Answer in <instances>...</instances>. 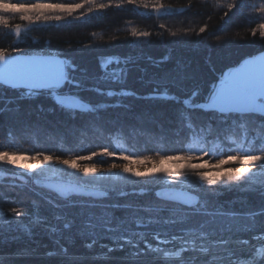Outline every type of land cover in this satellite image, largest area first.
<instances>
[{
	"label": "trees",
	"instance_id": "1",
	"mask_svg": "<svg viewBox=\"0 0 264 264\" xmlns=\"http://www.w3.org/2000/svg\"><path fill=\"white\" fill-rule=\"evenodd\" d=\"M35 2L0 0V53L3 54L2 50L5 49L12 54V49H17L20 51L14 53L39 52L62 56L68 63L65 64L66 79L60 93L75 96L83 103L96 106L98 111L84 115L79 114L80 110L77 109V114L72 117L68 109L54 102V92L38 89L26 94L23 88L0 84V153L7 152L9 155H33L36 151H47L53 156H78L98 151L99 146L110 144V150H116L117 157H106V160L121 159L120 151L126 155H147L155 159L175 154L165 149L181 152L196 149L195 155L200 157L203 134L189 133L186 139L173 137L181 122V114L189 111L183 103L184 99L191 98L192 92L198 89L201 95L196 98L197 103H206L214 85L223 79L226 69L248 56L264 51V38L259 36L257 28L261 21L256 16L264 14H255L251 7L241 8L238 4L222 20L224 13L229 11L227 5L235 0H137L135 4H128L127 0H123V3L121 0H93L71 17L64 16L61 21L22 19L35 13L19 7L18 3ZM48 2L69 4L81 0ZM239 2L250 5L253 0ZM259 2L255 0V3ZM6 4L8 7H1ZM98 4L107 7L97 9L95 6ZM81 12L84 13L83 17L80 16ZM17 26L21 30L19 36L16 34ZM201 27L205 28V32L199 31ZM251 28H257L254 37ZM133 30L148 32L149 35L133 36ZM101 56L120 59L121 65L117 66L112 59L109 68L110 71L115 67L125 69L118 79L113 80L111 74L103 73L98 65ZM164 56L170 59L158 64L157 61ZM125 58H130L127 65H123ZM165 90L175 98H158ZM107 91H128L134 95L108 96ZM100 105L106 107L99 109ZM209 115L213 120L216 119L214 114L205 115L198 110L194 113L198 122L207 120ZM90 122H96L97 126L89 128ZM216 122L219 124V121ZM242 141V132L235 129L229 132L226 137V144L232 149L229 151L221 140L212 137L208 147L204 148L210 154L200 159L215 161L221 155H235L240 151ZM93 144L97 147H91ZM243 147L247 148L248 145ZM82 148H88L89 151H81ZM146 148L149 150L146 151ZM158 175L164 178L159 181H139L136 177H131L130 181L97 179L94 183L97 187L117 186L128 191L132 190V184L135 183L137 192L145 183L159 184L160 187L155 189L158 191L166 187L167 181L171 179L166 174ZM197 184V181L192 182L191 188L199 191ZM204 187L221 191L215 186ZM53 194L36 186L32 177L25 172L0 163V198H3L0 199V205L4 209L16 207L23 210L25 205L8 202L12 199H24L27 202L45 195L52 197ZM111 199L116 200L117 197L113 194ZM149 199L133 195L124 198L134 205L146 203ZM158 199L166 200L162 197ZM219 199L224 202L225 209L236 213L248 211V201L257 206L259 204L257 197L235 188L222 190ZM94 200L103 201V197ZM152 205L158 206L157 201L153 200ZM45 207L49 208L48 223L59 229L56 233H48L47 229L40 228L29 239L22 232L7 231L6 223L0 226L6 229L3 233L5 237H21L10 245L0 246V254L11 255L19 248H27L32 252L29 256L14 257L10 264H162L161 260L153 258L155 254L141 253L132 257L133 252L145 247L135 234L136 230L142 229L135 230L132 218L137 213L132 210L123 220L113 219V230L106 231L104 220L99 216L91 218L95 228L87 229L83 224L89 219L88 213L103 208L102 204L96 209L88 206L60 209H51L48 205ZM54 213L74 218L73 228L64 230L61 222L51 218ZM8 215L13 214L9 212ZM120 215L117 212V216ZM141 215L147 220L146 214ZM236 219L241 224L245 222L243 216ZM180 227L164 224L150 226L145 230V239L151 241L152 232L156 230L162 236H170L178 232ZM93 239L94 246L86 248L84 243ZM126 239H131L133 243H126ZM119 245L123 246L122 250L117 247ZM61 246L67 247V254L60 252ZM108 247L117 250L108 252ZM50 249H55L58 255H44ZM105 253L107 259L95 258ZM203 259L198 256L197 264Z\"/></svg>",
	"mask_w": 264,
	"mask_h": 264
},
{
	"label": "snow or ice",
	"instance_id": "2",
	"mask_svg": "<svg viewBox=\"0 0 264 264\" xmlns=\"http://www.w3.org/2000/svg\"><path fill=\"white\" fill-rule=\"evenodd\" d=\"M93 0H81L79 3H52L48 0H36L35 3L25 4L18 3L19 7L28 9L35 14L23 16L22 19L30 21L37 20H54L61 21L64 16L71 17L74 12L82 9L85 4L92 3ZM123 3V0H121ZM137 0H127L128 4H135ZM143 2V0H141ZM241 8L251 7L255 14H264V0H260L257 4L253 0L252 4H241L239 0L234 3H229L228 12L224 13L222 20L228 13L237 5ZM148 5L145 3V7ZM97 9H104L105 4H98ZM154 7L163 8V5H154ZM92 11L91 8L88 9ZM50 12L51 14H46ZM63 14V15H62ZM81 17L84 13L81 12ZM261 21L257 28L259 29V36L264 38V15H256ZM76 19H80L77 17ZM17 30V36L20 35L21 30ZM163 25H161V28ZM257 28H251L252 36H256ZM201 33L205 32V28L201 27ZM133 36L149 35L148 32L139 33L133 30ZM3 55H0V82H4L12 76L16 70L24 65L39 64V63H54L57 65H64L68 63L66 60L59 59L57 55L52 56H28L22 57L13 55L14 52L20 51L12 49V55H9L7 50L3 49ZM115 63L121 65L118 57L112 58ZM112 59H107L101 56L98 60V65L103 73L112 75L113 80L119 78L122 72L125 71L123 67H115L110 71ZM130 58L123 60V65H127ZM170 57H161L157 63H166ZM261 72V82L257 85H251L246 91H238L241 82L238 86L226 89L224 87L227 81H221L219 89L212 95L210 103H197L196 98L201 95L200 90H194L191 98H185L183 103L189 111L181 114V122L174 133L173 137L176 139L187 138L189 133L196 135L203 134V147L199 148L200 157L195 155L196 149L188 152H181L177 149H165L166 151L175 152L174 155L159 156L157 160H153L150 156H134L126 155L123 151L119 152V157L126 161L123 164L112 163L109 165L108 172L100 171V166L105 161L103 157L116 158L117 151L110 150L111 145L99 146L98 151H89L88 148H82L81 151H89L88 155L69 156L63 158L61 155H50L47 151H36L32 156H19L18 159L25 161V163L17 165V159L12 158L9 153H0V160L7 164L17 165L18 168L28 169L33 176L36 177L35 183L40 185L42 182L40 176L44 174L45 170L53 166V162H58L64 168L61 171L71 170L68 174L74 175L77 184L80 187H57V184L49 182L45 187L48 189L57 188L60 196L64 199L45 195L41 199L33 198L30 201L24 199H12L10 203H20L25 205L23 210L11 207L4 209L0 205V226L7 224V231L22 232L29 239H31L37 229L45 228L48 233H56L59 229L48 223L49 208L60 209L62 207L78 208L80 206H88L96 209L98 205H103V208L98 211H90L88 213L89 219L83 222L84 228L93 229L96 225L92 221L93 216H99L104 220L106 231H112L113 219L123 220L125 215L132 210L137 213L133 216L132 223L136 229L135 234L144 242L145 247L139 252H133L132 257L135 258L141 253L155 254L154 259L162 261V264H197L198 256L190 254H198L205 259L200 260L199 264H264V57H261L258 65ZM252 72V71H251ZM250 72V73H251ZM249 74V73H248ZM247 74V75H248ZM231 76V74H227ZM246 75V76H247ZM245 76V77H246ZM63 81L58 82L56 87L59 89L63 86ZM26 87H42V85L26 84ZM30 94V93H29ZM108 96L134 95L133 92L107 91ZM160 99L168 100L174 99L172 95H168L165 90L163 95L158 96ZM194 101H196L194 103ZM54 102L60 107L68 109L69 114L75 117L77 109L79 114H95L98 111L96 106L88 103H81L75 98H66L62 95H55ZM105 105H100L99 109L105 108ZM211 109V111H204ZM208 115L214 114L215 120L209 118L203 122H198L194 113ZM219 121V124L216 122ZM97 126L96 122H90L89 128ZM233 129L243 133V141L240 146V151L235 155H221V157L210 166L217 169L215 172L206 170L208 160L204 163H192L195 159L207 157L210 153L205 152L204 148L208 147V141L215 137L224 143L228 150L231 151V146L226 144V137ZM243 145H248L247 148ZM91 147H97L93 144ZM146 151L149 149H145ZM245 154L241 155L240 153ZM258 153V154H249ZM96 158L99 163H86ZM31 161V162H28ZM171 162V163H169ZM230 162H235L236 166H227ZM151 164V167L148 165ZM138 165H143V170H140ZM167 165V166H166ZM119 168L123 173L128 174L120 177L124 181H130L131 177L138 178L139 181H159L164 177L158 174H166L170 177L167 181V191H156L160 187L159 184H147L141 187L139 192L135 190V183L132 184V190H121L117 186H100L97 188L95 181L97 179L103 181L112 176H118V173L112 172V169ZM198 181L196 189L191 188V183ZM92 188L89 189V185ZM204 186H215L221 191L210 190ZM243 190L253 197L259 199V204L254 205L252 201H248L249 210L246 212L236 213L224 208V202L219 199L222 190L231 189ZM15 190V189H14ZM186 191L195 192L194 196H186ZM71 193H76L72 195ZM113 194L117 197L112 200ZM130 195L137 197L150 198L146 203L132 204L124 200ZM94 197H103V201H96ZM167 197V200H159L158 198ZM199 197V199H197ZM3 199V198H0ZM156 200L157 205L153 207L152 201ZM175 202V203H170ZM163 205V206H159ZM177 205L179 207H177ZM188 205L189 207H184ZM13 215L9 216L8 213ZM117 212L121 215L117 216ZM141 214H146L145 216ZM245 217L244 223H239L237 217ZM55 221L61 222L64 230H71L75 223L74 218L64 214L54 213L51 217ZM164 224L167 226H182L178 232L170 236H162L160 231L152 232L151 241L145 239V230L150 226ZM13 225H15L13 227ZM6 231L4 227H0V246L10 245L12 242L19 241L21 237L10 236L5 237L3 233ZM128 244H132L131 239H126ZM154 242V243H153ZM95 244V240H89L84 243L86 248L91 249ZM107 247V245H101ZM138 247V245H136ZM122 250L123 246H117ZM117 248L108 247V252L116 251ZM34 251V250H32ZM60 252L67 254V247L61 246ZM30 252L27 248H19L11 255L0 254V264H10L14 257L29 256ZM46 256L54 257L58 253L55 249H50L45 252ZM96 259H107V253L101 254Z\"/></svg>",
	"mask_w": 264,
	"mask_h": 264
},
{
	"label": "water",
	"instance_id": "3",
	"mask_svg": "<svg viewBox=\"0 0 264 264\" xmlns=\"http://www.w3.org/2000/svg\"><path fill=\"white\" fill-rule=\"evenodd\" d=\"M0 55H3V54H0ZM13 55H18L22 57L52 56V55H42V54H31V55L13 54ZM261 57H264V51L258 52L256 53V55L252 57H246L242 59L240 62H238L237 65L226 69L224 72V75L226 76V78L222 80V81H227L224 87L226 89H231V88L238 86L240 82L242 81L238 91L244 92L251 85L258 86L262 78L261 72L259 71V67H258ZM59 59H62V58L59 57ZM229 73L231 74V76L227 75ZM64 76H65V64L64 65H57L54 63L30 64V65H24L18 68L12 76H10L4 82H0V84L4 86L12 87V88H23V89H29L28 87L25 86L26 84L42 85V87H32L31 89L55 90L57 89L56 85L58 82H62V81L64 82ZM220 84H221V81L215 85V88L210 93L208 101L205 104L211 102L212 95H214L215 92L219 89ZM64 97L75 98L73 96H64ZM40 180L42 182L40 185H37L35 183L36 179L33 180V183L39 188L51 191L59 197L61 196L57 188L48 189L45 187L49 182L57 184L58 188L59 187H65V188L80 187L79 184L74 183V182H65V181H59V180H46V179H40ZM91 188L92 187H89V189ZM158 191H167V188H162V189H159ZM71 194L75 195L76 193H71ZM194 195L195 193L186 191V196L191 197ZM99 198L101 197H94L93 199H99ZM162 198L167 199V197H162Z\"/></svg>",
	"mask_w": 264,
	"mask_h": 264
},
{
	"label": "rangeland",
	"instance_id": "4",
	"mask_svg": "<svg viewBox=\"0 0 264 264\" xmlns=\"http://www.w3.org/2000/svg\"><path fill=\"white\" fill-rule=\"evenodd\" d=\"M10 6V5H9ZM2 8H6V7H8V4H6V5H4V6H1ZM1 54V53H0ZM14 54H23V55H31V54H42V55H57V54H54V53H39V52H22V53H14ZM9 55H12V54H9ZM256 55V54H255ZM57 56H59V57H61L63 60H64V58L62 57V56H60V55H57ZM252 56H254V55H252ZM252 56H248V57H252ZM238 64V63H237ZM236 64V65H237ZM235 66V65H234ZM232 67V66H231ZM65 73H66V71H65ZM226 78V76L224 75V77H223V79L222 80H224ZM65 76H64V83H65ZM221 80V81H222ZM63 83V84H64ZM216 85V84H215ZM215 85H214V87H213V89L215 88ZM61 89V87L59 88V89H55V90H46V89H41V90H44V91H47V92H54V93H56V95H62V96H72V95H69V94H62V93H60V90ZM212 89V90H213ZM25 90V93L26 94H28V93H30L32 90H38V89H24ZM73 97H75V96H73ZM76 98V97H75ZM209 98V97H208ZM78 99V98H77ZM79 100V99H78ZM80 101V100H79ZM208 101V100H207ZM82 102V101H81ZM83 103V102H82ZM206 110H209V109H206ZM209 111H211V110H209ZM32 156V155H28V154H22V153H20V154H17V155H10L12 158H14V159H17V165L18 164H22V163H25V161H23V160H20V159H18V157L19 156ZM86 155H88V154H86ZM85 155V156H86ZM162 156H164V155H162ZM63 158H68L69 156H62ZM226 158V157H225ZM105 162L103 163V164H101V166H100V171H102V172H108V170H109V165L110 164H112V163H116V164H123V163H126V161H124V160H122V159H110V160H106V157H103L102 158ZM153 160H157L158 159V157L155 159V158H152ZM208 160V159H207ZM218 160V159H217ZM216 161V160H215ZM215 161H210V160H208V165L206 166V170L207 171H209V172H215V171H217V169H215V168H212L210 165L211 164H214L215 163ZM28 162H31V161H28ZM0 163H4V164H6V165H9L10 167H12L13 169H15V170H17V171H23V172H25L29 177H32V182H33V180L34 179H36V177L35 176H33L32 175V173L28 170V169H26V168H18L17 167V165H13V164H7L5 161H3V162H0ZM86 163H99V161L97 160V159H95V158H93V160L92 161H87ZM169 163H171V162H169ZM192 163H204V160L203 159H195V160H193L192 161ZM152 165L151 164H149L148 165V167H151ZM167 166V165H166ZM227 166H236V167H238L239 165H236L235 164V162H230L228 165H226V167ZM137 167H139L140 168V170H143V168H144V166L143 165H138ZM64 168V166L63 165H60L58 162H53V166H51V167H49V168H47L46 170H45V172H44V174H42L41 176H40V179H46V180H59V181H65V182H74V183H77L76 182V179H75V176L74 175H69L68 173L71 171V170H65V171H61V169H63ZM112 172H115V173H118L119 175L118 176H112V177H110V178H108L107 180H109V179H120V177H122V176H126V175H128V174H125V173H123L122 172V170L121 169H119V168H116V169H112L111 170ZM115 177V178H114ZM117 177H119V178H117ZM109 181H111V180H109ZM198 182V181H197ZM89 187H92V185H89ZM97 188H99V187H97ZM164 188H167V186L166 187H164ZM51 192V191H50ZM164 199V198H163ZM199 199V198H198ZM167 200V199H166ZM186 206V205H185ZM194 255H198V254H194ZM199 256V255H198Z\"/></svg>",
	"mask_w": 264,
	"mask_h": 264
},
{
	"label": "bare ground",
	"instance_id": "5",
	"mask_svg": "<svg viewBox=\"0 0 264 264\" xmlns=\"http://www.w3.org/2000/svg\"><path fill=\"white\" fill-rule=\"evenodd\" d=\"M191 192V191H190Z\"/></svg>",
	"mask_w": 264,
	"mask_h": 264
}]
</instances>
